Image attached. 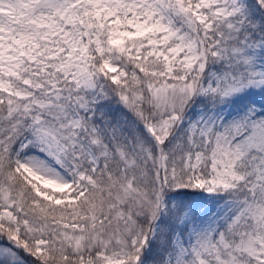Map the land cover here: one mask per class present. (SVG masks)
I'll return each instance as SVG.
<instances>
[{
    "label": "snow or ice",
    "instance_id": "1",
    "mask_svg": "<svg viewBox=\"0 0 264 264\" xmlns=\"http://www.w3.org/2000/svg\"><path fill=\"white\" fill-rule=\"evenodd\" d=\"M0 264H264V0H0Z\"/></svg>",
    "mask_w": 264,
    "mask_h": 264
}]
</instances>
